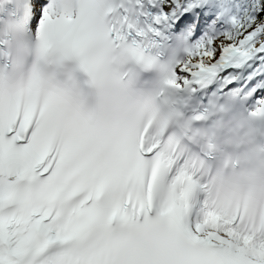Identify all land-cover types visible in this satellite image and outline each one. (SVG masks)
<instances>
[{"label": "snow or ice", "instance_id": "1", "mask_svg": "<svg viewBox=\"0 0 264 264\" xmlns=\"http://www.w3.org/2000/svg\"><path fill=\"white\" fill-rule=\"evenodd\" d=\"M134 2L0 0V264H264V219L213 203L131 94L123 69L164 43ZM252 51L264 20L197 43L166 83Z\"/></svg>", "mask_w": 264, "mask_h": 264}, {"label": "clouds", "instance_id": "2", "mask_svg": "<svg viewBox=\"0 0 264 264\" xmlns=\"http://www.w3.org/2000/svg\"><path fill=\"white\" fill-rule=\"evenodd\" d=\"M184 48V42L175 39L164 49V59L160 51L156 53L155 66H125L123 70L131 74V94L150 106L156 134L164 135L170 147H179V155L198 173L211 201L239 211L245 222L258 223L264 219V138L234 108L217 109L211 119L202 121L160 98L161 85L169 78L166 66ZM183 59H190L189 54Z\"/></svg>", "mask_w": 264, "mask_h": 264}, {"label": "bare ground", "instance_id": "3", "mask_svg": "<svg viewBox=\"0 0 264 264\" xmlns=\"http://www.w3.org/2000/svg\"><path fill=\"white\" fill-rule=\"evenodd\" d=\"M203 1L204 0H188V1L186 0V5H184L181 11L182 14L186 13L187 16H191L190 19H188L186 22L192 21L193 23H195L196 28L194 30L196 32H199L202 30L203 28L202 24L207 25L210 22L209 19L206 20L207 18L206 13H208L209 10L207 11V10L201 9L200 5H202L203 7V3H202ZM181 5L182 3L181 1H179L177 3V6L174 7V10L177 9ZM193 40L194 38H190V40L183 41L185 48L182 54L184 55L188 54V50L194 46L195 42ZM262 57H264V53L256 52V51H252L246 56L240 55V54H233L230 56H225L223 59H219L215 63V65L212 66L209 70L189 74L186 76V78H181L179 82V85H180L179 87H174V86H171V87H174L180 91L184 89H189L191 90V93L193 94L202 89L208 88L214 81H222L224 77L226 76L232 78L233 80H236L238 79L239 76L246 73L247 77H245L244 80H247L250 76L255 75L257 71H259L258 73H261L263 71L264 63L262 64L260 61ZM256 63L258 65H255ZM257 83L259 84V82ZM257 86L258 85H255L254 87H257ZM242 92L244 96H248V95L250 96L251 93H253L251 89L250 90L248 89ZM256 92H259V91L257 90L253 94L255 95ZM259 99L260 100L256 99V101L263 108L264 107V93L262 94V96H260Z\"/></svg>", "mask_w": 264, "mask_h": 264}, {"label": "rangeland", "instance_id": "4", "mask_svg": "<svg viewBox=\"0 0 264 264\" xmlns=\"http://www.w3.org/2000/svg\"><path fill=\"white\" fill-rule=\"evenodd\" d=\"M179 1H181L183 6L186 5V0H179ZM214 2H215L214 0H211V4L209 5L210 8L207 9V11L208 10L209 11L208 13H206L207 14L206 20L209 19L210 22L207 25L202 24V27H203L202 30L199 31V33L193 35V38H194L193 41L195 42L194 45H196L197 43L201 41L203 42H207L209 40L216 41L219 38L225 36V34H227L228 30L230 29V26L236 23V20H235L236 16L239 17L242 14L240 9H236L235 12L234 11L232 12V9L226 8L224 6V3L221 0L220 2H217V3H214ZM194 28H195V23H193L192 21L186 22L183 28L184 34L186 35L185 37H189L193 33ZM184 56L186 55H182L179 61H183ZM263 63L264 62H262V64ZM263 73H264V69L261 73H259L263 75V77L260 78V83H259L261 87L264 86V74ZM241 77L242 75L239 77V79L244 80V78L247 77V75L245 74L242 78ZM227 78H228L227 76L224 77L223 81L226 80ZM256 97L259 99L260 93Z\"/></svg>", "mask_w": 264, "mask_h": 264}, {"label": "trees", "instance_id": "5", "mask_svg": "<svg viewBox=\"0 0 264 264\" xmlns=\"http://www.w3.org/2000/svg\"><path fill=\"white\" fill-rule=\"evenodd\" d=\"M224 5L240 9L242 14L236 16V23L230 26L225 35H238L242 29L247 28L253 23L264 20V0H221ZM220 2V0H219Z\"/></svg>", "mask_w": 264, "mask_h": 264}]
</instances>
